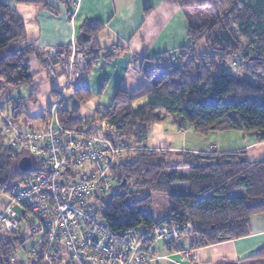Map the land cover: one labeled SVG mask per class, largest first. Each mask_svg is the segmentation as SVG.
I'll return each instance as SVG.
<instances>
[{
	"label": "trees",
	"instance_id": "16d2710c",
	"mask_svg": "<svg viewBox=\"0 0 264 264\" xmlns=\"http://www.w3.org/2000/svg\"><path fill=\"white\" fill-rule=\"evenodd\" d=\"M17 1L41 4L52 11L48 0ZM176 2L190 22L192 45L168 61H145L142 69L148 85L132 93L118 91L108 109L97 110L90 118L81 115V104L91 98L83 77L72 86L78 102L72 109L64 108L63 96L53 92L64 127L75 130L87 127L92 120H107L117 128L118 141L127 148V157L111 169L116 180L112 196L98 209L110 230L152 227L160 221L152 214V194H166V217L183 229L190 228L180 241L164 242L170 252H176L180 244L195 251L247 236L251 217L264 214V160L251 162L245 151L206 155L136 149L152 125L165 116H170L180 130L189 128L202 135L228 130L254 132L259 142L264 141V0ZM205 8L213 12L214 19L204 16L205 21L196 24L194 19L199 15H192L193 11L203 14ZM99 30L98 25H86L78 38V47L89 58L84 74L99 55L93 42ZM25 37L22 17L0 1V100L6 91L32 82L29 59L35 46L13 48ZM201 42L207 47L204 52L197 49ZM234 59H240L239 66L253 76V81L231 72ZM30 99L34 100V94ZM140 100L146 101L135 107ZM23 102L20 97L14 105L12 117L16 120L24 113ZM22 156L14 154L8 145L0 146V193L10 189L11 180L26 175L18 167ZM180 168H187L189 173L186 193L172 188L180 179ZM23 242L17 232L0 227V264H25L13 260L15 246ZM249 258L264 259V247Z\"/></svg>",
	"mask_w": 264,
	"mask_h": 264
},
{
	"label": "crops",
	"instance_id": "0c3cea01",
	"mask_svg": "<svg viewBox=\"0 0 264 264\" xmlns=\"http://www.w3.org/2000/svg\"><path fill=\"white\" fill-rule=\"evenodd\" d=\"M0 1L17 12L26 26L25 39L15 42V47L32 44L36 48L29 59L32 82L43 73L49 79L43 61L52 49L67 50L73 43L79 46L77 41L86 25L100 27L93 36L99 55L83 74L91 98L81 110L88 118L97 110L108 109L118 91L132 93L148 85L149 80L142 69L145 61H168L192 45L188 35L190 22L176 0H48L52 11L41 4ZM197 49L204 52L207 47L201 42ZM49 80L52 94L45 104L46 114L31 117L22 114V128L14 125V121L19 120L5 116L12 125L4 119L9 133L0 134V146L7 145L14 129L23 132L43 129L49 108L57 101L53 92L64 98L66 90L65 77ZM36 93L35 88L31 94H34L32 101L37 102ZM18 99L13 101L14 105ZM136 146V149L206 155L245 151L251 162L264 160V141L259 142L254 132L228 130L202 135L189 128L180 130L170 116L155 122L147 138ZM263 247L264 214H258L251 217L247 236L198 247L192 259L168 251L163 242L162 246L158 245L155 258L149 264H264V259L249 258Z\"/></svg>",
	"mask_w": 264,
	"mask_h": 264
},
{
	"label": "built area",
	"instance_id": "2783aa9c",
	"mask_svg": "<svg viewBox=\"0 0 264 264\" xmlns=\"http://www.w3.org/2000/svg\"><path fill=\"white\" fill-rule=\"evenodd\" d=\"M87 62L73 43L67 50L52 49L43 69L51 80L65 77L68 89L83 77ZM58 111L59 100L50 106L41 130L14 129L7 145L32 163L25 176L1 192L7 204L0 211V227L18 233L21 223L29 222L36 243L28 254L42 264H149L159 242L180 241L189 228L170 217L150 228L110 230L98 209L112 196L116 180L111 169L127 157V148L107 120L72 130L61 123ZM33 158L40 169L32 168ZM176 252L194 257L183 244Z\"/></svg>",
	"mask_w": 264,
	"mask_h": 264
},
{
	"label": "rangeland",
	"instance_id": "374dc122",
	"mask_svg": "<svg viewBox=\"0 0 264 264\" xmlns=\"http://www.w3.org/2000/svg\"><path fill=\"white\" fill-rule=\"evenodd\" d=\"M195 12V13H194ZM197 11H193L192 15H199V19H194L196 21V24H201L203 21H205V17L208 19L213 18V12L210 9L205 8L203 10V14H197ZM205 16V17H204ZM15 48V45L13 46ZM231 66V72L238 74L242 79L252 80L253 76L248 74L246 71H244L237 61H240V59H234ZM44 74V73H43ZM42 74L41 76H38L32 84H28L25 86H22L19 90H8L5 92V95L0 100V134H8L9 128L5 127L4 125V117H9L12 119L13 114V108L14 104L13 101L18 99L19 97L24 98L23 107H24V113L22 116H35L39 114H46V103L52 94L51 87H50V80L46 78L45 75ZM55 80V79H54ZM36 88L37 93L35 94V97L37 98L36 101H32L30 99V95L33 92V90ZM64 101H63V107L66 109H72L75 105H78V102L73 94V88H68L64 92ZM146 100H140L135 103V107L142 106V104L145 103ZM85 104H81V109L83 108ZM84 112L81 110V115L85 116L83 114ZM14 121V120H13ZM14 125L17 127H23L20 124L19 121H14ZM11 128V127H10ZM2 137V135H0ZM18 162V161H17ZM34 170L40 169L38 161L33 158V167ZM178 176L180 179L176 180L172 184V188L174 192L178 193H186L189 191V181H188V169L187 168H180L178 169ZM10 185L14 184V181H10ZM153 208H152V214L156 220H162L164 219L167 214L169 213V206H168V200L167 195L163 193H153ZM108 202V201H107ZM7 204V198L6 196L0 194V211L4 208V206ZM20 212V210H19ZM190 231V228H189ZM18 236H20L24 242L23 244H17L15 246V258L18 262H23L25 264H33V262L36 261V259L28 254V251L30 247L35 245L36 240L33 237V234L31 232V227L29 222L23 221L21 223V231L18 232ZM158 245H163V242H159ZM160 249V247H159Z\"/></svg>",
	"mask_w": 264,
	"mask_h": 264
},
{
	"label": "water",
	"instance_id": "95a60500",
	"mask_svg": "<svg viewBox=\"0 0 264 264\" xmlns=\"http://www.w3.org/2000/svg\"><path fill=\"white\" fill-rule=\"evenodd\" d=\"M32 160L29 156H24L19 160L18 167L21 171H28L31 167Z\"/></svg>",
	"mask_w": 264,
	"mask_h": 264
}]
</instances>
